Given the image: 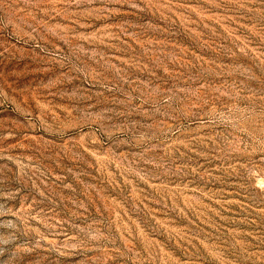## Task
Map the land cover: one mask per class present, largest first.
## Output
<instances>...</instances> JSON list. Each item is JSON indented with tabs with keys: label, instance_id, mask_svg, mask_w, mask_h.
Wrapping results in <instances>:
<instances>
[{
	"label": "rangeland",
	"instance_id": "rangeland-1",
	"mask_svg": "<svg viewBox=\"0 0 264 264\" xmlns=\"http://www.w3.org/2000/svg\"><path fill=\"white\" fill-rule=\"evenodd\" d=\"M0 264H264V0H0Z\"/></svg>",
	"mask_w": 264,
	"mask_h": 264
}]
</instances>
